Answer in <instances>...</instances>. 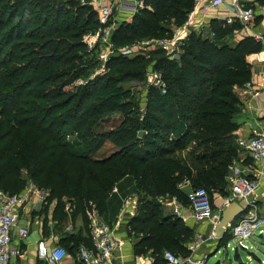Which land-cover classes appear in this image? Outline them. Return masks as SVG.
I'll list each match as a JSON object with an SVG mask.
<instances>
[{"label":"trees","instance_id":"16d2710c","mask_svg":"<svg viewBox=\"0 0 264 264\" xmlns=\"http://www.w3.org/2000/svg\"><path fill=\"white\" fill-rule=\"evenodd\" d=\"M143 2L112 37L117 50L139 47L143 54H116L95 76L98 53L82 41L100 27L95 0H0V190L18 194L31 183L45 190L41 213L55 201L56 232L80 217L79 232H60V245L74 257L92 246L93 211L113 224L114 188L129 182L137 211L126 230L135 253L156 264H166V251L187 257L195 234L164 204L177 197L189 205L188 186L228 196L239 161L237 88L251 80L247 56L261 44L235 40L239 22L213 19L212 37L193 31L171 59L153 46L173 39L194 0ZM150 68L162 74L165 94L147 85ZM80 79L85 84L75 86ZM108 142L110 153L98 156ZM44 226L48 234L47 218ZM229 240H219L218 251Z\"/></svg>","mask_w":264,"mask_h":264},{"label":"built area","instance_id":"2783aa9c","mask_svg":"<svg viewBox=\"0 0 264 264\" xmlns=\"http://www.w3.org/2000/svg\"><path fill=\"white\" fill-rule=\"evenodd\" d=\"M112 1L95 0L100 27L94 32L86 33L82 40L88 53H98L99 66L95 70V76L102 75L108 71V62L116 54L126 57L143 54L142 50L140 48L137 49V47L116 49L112 37L117 26L113 19L112 5L108 4ZM227 3L230 10L234 13L233 16L225 19L227 24H233L238 21L245 29H248L254 12L252 8L242 5L240 0H194L193 12L189 14L184 26L195 31L203 25L202 22H193L195 13L218 8ZM179 28L174 29L173 38ZM257 39L262 40V37ZM172 41L173 39L160 40L153 47L155 49H164L171 59L179 58L182 52L181 47L185 41H179L175 45H172ZM147 76V85L149 87L161 89L162 94L166 93L164 79L160 72L152 70L149 71ZM262 81L264 82V73ZM83 84L84 81L82 80L74 83L75 86ZM241 145L245 146L247 152L254 160L264 161L263 131H254L247 143L242 142ZM259 187V181L249 178L236 163L231 168L230 194L223 197L219 209H215L211 196L204 187H187L186 193L191 215L196 222L209 223L214 229L221 221L222 211L232 203L238 202L245 208V212L235 222L228 225L227 234L235 242L236 249L240 247L247 249L245 241L253 238L264 224V220L260 219L257 203ZM114 192H117V188H114ZM171 201L174 206L173 213L179 218H184V204L177 197H173ZM46 203L47 192L32 183L19 194L12 195L0 190V264H10L12 260L24 257L25 252L20 245L15 244L14 235L21 240L25 239L33 227V219L29 217L24 221V225L21 226L24 211L31 215L32 209L33 211L37 208L42 210ZM40 219L43 220L42 218ZM66 231L70 233L74 231L72 223H68ZM259 233L262 232L259 230ZM90 239L92 241L90 248L81 246L79 249L78 254L81 264H115L114 255L122 250L124 242L117 236L115 226L105 222L97 211H93L91 216ZM59 241L60 236L58 233L57 235L52 234L49 238L42 237L37 243L38 258L45 264H63L68 252L60 245ZM163 257L166 264H205L204 261H195L191 256L183 259L171 251H166Z\"/></svg>","mask_w":264,"mask_h":264},{"label":"crops","instance_id":"0c3cea01","mask_svg":"<svg viewBox=\"0 0 264 264\" xmlns=\"http://www.w3.org/2000/svg\"><path fill=\"white\" fill-rule=\"evenodd\" d=\"M240 1L241 4L245 7L253 9L254 16L249 24L248 29H245L242 26L241 28L234 31V39L239 41L246 37H252L255 41L261 44L262 50L257 53L249 54L247 56V61L252 66V78L243 87L237 88V94L243 102V109L239 116L241 127L236 133L238 136L237 143L240 151L239 161L237 162V165L242 168L243 173L246 174L249 178L259 181L260 187L258 190L257 203L259 207V216L260 218L264 219V161L254 160L247 152L245 146L241 145L242 142L247 143L248 139L253 135L254 131L264 132V82L262 81V75L264 73V0ZM108 4L112 5L113 19L115 20L116 26H118L123 21L131 22L135 12L139 8H143L144 6L143 0H113ZM233 15L234 13L230 10L228 3L218 8L197 12L194 14L193 22H202L203 25L197 28L195 32L202 34L204 38L212 37L213 34L209 27L210 22L213 19L225 20L227 17ZM258 37H262V40H258ZM229 181L231 188V174L229 177ZM133 187L134 185L130 182L123 183L121 188L117 189L118 191L115 193V195L117 196L115 204L117 205V208H119L117 214L112 220V225L115 226L117 236L121 240H123L124 244L122 250L115 253L114 263L156 264L153 257L149 255H137L135 253V239L129 237L127 234L126 222L124 221L125 216L131 215L132 217L137 211V201L135 196H133ZM212 197L215 209H219L222 204L223 197L215 193ZM118 200H121L123 202L121 206L119 205ZM55 204V201H53L49 207L47 214L46 212H43L45 214L43 215V220L39 219V217L33 216V213H35L33 209L31 210V215L28 212L24 211L22 222L20 225H24V221L31 217L33 219V227L30 229L28 236L23 240L14 235L15 244H18L23 248L25 255L24 257L12 260L10 264H45L37 256V243L41 240L42 237L49 238L52 234L57 235L58 233L54 230V222L51 219ZM184 206L185 208L183 213L185 217L181 219H183L187 223V225L193 230L195 234L194 241H192V243L189 245L190 253L187 255V257L191 256L195 261H204V263L207 264L212 256L216 255L217 252H220V250L218 251L219 240L214 236V229L209 223L196 222L191 215L189 205ZM164 207L169 208L168 212L166 213H173L174 206L172 201H166ZM49 211L51 212L49 213ZM45 218L48 219V234H46L45 232ZM263 226L264 224L261 227ZM259 230L262 233H257L259 235H263V229ZM60 235L61 234H59V236ZM187 257L181 258L184 259ZM255 259H257L255 263H253V261H249V264H258L260 261L262 262V264H264V259H261L258 256ZM219 263L222 264L221 261H219ZM63 264H81L79 254L77 255V257H74L73 255L68 253L63 261Z\"/></svg>","mask_w":264,"mask_h":264},{"label":"rangeland","instance_id":"374dc122","mask_svg":"<svg viewBox=\"0 0 264 264\" xmlns=\"http://www.w3.org/2000/svg\"><path fill=\"white\" fill-rule=\"evenodd\" d=\"M138 48L139 47H137V49ZM80 80H82V79H80ZM82 81H84V80H82ZM137 90L141 91V90H144V88L142 85H140L137 87ZM139 97H140V95H139ZM110 126L111 125L109 124V126H107V127H110ZM76 137H77L76 135H74V137L71 135L70 137H68V139L69 140H74V139L77 140ZM111 147H112L111 143L108 142L107 145L104 146L102 148V150L99 152L98 156H101V157L107 156L110 153ZM211 198L213 201V197H211ZM168 210H169V208L165 207V212H168ZM34 212L35 213H33L34 214L33 216L39 217V219L40 218L44 219L43 215H45V214L43 212L41 213L40 208H37L36 210H34ZM50 212L51 211H49V213ZM124 216H125V214H124ZM130 217H131V215L125 216L124 221L127 222V220ZM260 219H262V218H260ZM262 220H264V219H262ZM67 223H70L69 220L67 221ZM71 223H72V227L75 231L79 232L83 227V221L80 217L76 218L74 220V222H71ZM65 229H66V227H65ZM259 229H263L262 230L263 235H259L258 233H256V235L253 236V238L245 241V243L247 245V249L240 247L238 250H236L235 242L232 239H230L227 242V246L221 248L220 252H217L216 255L212 256L209 259L207 264H217L219 261H221L222 264L223 263H225V264H241V263L249 264V261H253V263H255L257 261V259H255L257 256L261 259H264V226L260 227ZM89 230H90V225H89ZM60 232L66 233V230L59 231L58 234H61ZM257 232H259V230ZM67 233H68V231H67ZM258 264H262V262L260 261Z\"/></svg>","mask_w":264,"mask_h":264},{"label":"water","instance_id":"95a60500","mask_svg":"<svg viewBox=\"0 0 264 264\" xmlns=\"http://www.w3.org/2000/svg\"><path fill=\"white\" fill-rule=\"evenodd\" d=\"M193 33V30L187 26H182L176 32L172 45H175L179 41H186L189 36ZM149 71H152L151 68ZM144 131L140 132V136H144ZM245 208L241 206L238 202L232 203L229 207L222 211L221 221L214 228V236L218 239H224L227 234V228L229 224L235 222L243 213ZM217 264H220L219 262Z\"/></svg>","mask_w":264,"mask_h":264}]
</instances>
